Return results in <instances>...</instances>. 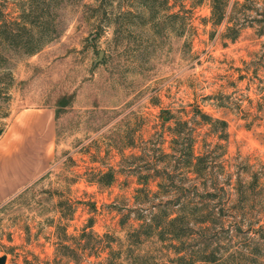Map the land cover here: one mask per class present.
Masks as SVG:
<instances>
[{
	"label": "rangeland",
	"instance_id": "374dc122",
	"mask_svg": "<svg viewBox=\"0 0 264 264\" xmlns=\"http://www.w3.org/2000/svg\"><path fill=\"white\" fill-rule=\"evenodd\" d=\"M212 3L0 0V143L55 129L3 264H264V0Z\"/></svg>",
	"mask_w": 264,
	"mask_h": 264
},
{
	"label": "crops",
	"instance_id": "0c3cea01",
	"mask_svg": "<svg viewBox=\"0 0 264 264\" xmlns=\"http://www.w3.org/2000/svg\"><path fill=\"white\" fill-rule=\"evenodd\" d=\"M52 122L50 114L37 118L27 112L0 143V203L43 171L44 151L55 132Z\"/></svg>",
	"mask_w": 264,
	"mask_h": 264
},
{
	"label": "trees",
	"instance_id": "16d2710c",
	"mask_svg": "<svg viewBox=\"0 0 264 264\" xmlns=\"http://www.w3.org/2000/svg\"><path fill=\"white\" fill-rule=\"evenodd\" d=\"M218 2H219V0H213L212 9H213V15H218L217 13H219V15L217 16V21L218 22H221L222 19H223V17H224V15H223V12L221 11V8H220ZM22 28L25 29V30L28 29V24H27L26 20L23 22V27ZM33 34H35V33L33 32ZM19 37H21L20 34H19V32H5V38L8 39V41H10V42H14L15 41V42H18L19 43ZM33 39L34 38L29 39V40L28 39L27 40H23V42L25 43V45H28L29 46L30 43L33 41ZM42 45H43V43H40V44H38V46L36 48H30V50H28V52L29 53H34L35 51L39 50ZM202 115L204 117H207L208 119H212L210 116H207L204 113ZM3 132H4V127H1L0 126V135H2ZM201 159H202V157L199 156L198 157V160H201ZM88 181L89 182L98 183V184H101V185H107L108 186V185H111L115 181V177H114V175L112 173H108V174L107 173H103L102 176L99 177L98 180H95V179L91 180V179H89ZM174 221H176V220H173V219L171 220V222H174ZM92 226H93V224L91 222L85 228V231H86L87 228H92ZM84 233H86V232H84ZM85 235H87V234H85Z\"/></svg>",
	"mask_w": 264,
	"mask_h": 264
},
{
	"label": "water",
	"instance_id": "95a60500",
	"mask_svg": "<svg viewBox=\"0 0 264 264\" xmlns=\"http://www.w3.org/2000/svg\"><path fill=\"white\" fill-rule=\"evenodd\" d=\"M103 56V52L101 51L99 54V57L101 58ZM7 256L0 257V264H3V262L6 260Z\"/></svg>",
	"mask_w": 264,
	"mask_h": 264
}]
</instances>
